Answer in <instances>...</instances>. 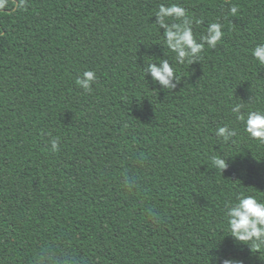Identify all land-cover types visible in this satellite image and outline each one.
Segmentation results:
<instances>
[{
    "label": "trees",
    "instance_id": "16d2710c",
    "mask_svg": "<svg viewBox=\"0 0 264 264\" xmlns=\"http://www.w3.org/2000/svg\"><path fill=\"white\" fill-rule=\"evenodd\" d=\"M178 4L204 50L177 63L157 12ZM0 11V264H264L227 205L264 201V0H29ZM236 6L232 14L229 9ZM219 21L214 48L201 36ZM190 51V49H188ZM167 59L165 88L145 72ZM86 69L90 93L76 84ZM237 135L217 137L219 126ZM59 143L53 151L52 143ZM225 159L218 171L212 157Z\"/></svg>",
    "mask_w": 264,
    "mask_h": 264
},
{
    "label": "clouds",
    "instance_id": "9594fccd",
    "mask_svg": "<svg viewBox=\"0 0 264 264\" xmlns=\"http://www.w3.org/2000/svg\"><path fill=\"white\" fill-rule=\"evenodd\" d=\"M15 10L22 12L28 8L29 0H14ZM10 10L9 0H0V11ZM229 11L236 14L238 9L232 6ZM185 16V9L178 4H172L168 7L161 5L157 12V17L161 28H164V42L168 48L176 54L177 63H184L187 59L191 63L197 54L204 50L203 44H198L194 38L191 27H187L189 22L185 21L184 25L173 24L169 27L164 23V17L181 18ZM223 25L219 21L210 23L207 31L209 35L201 36L200 39L206 41L208 46L214 48L224 35L221 31ZM190 49V51H188ZM252 57L264 65V44L257 45L251 50ZM158 67L155 63H149L145 72H150L154 81H158L165 88L174 87L170 83L174 76V69L170 66L167 59L159 61ZM97 80V74L94 70H84L76 79L77 86L86 93L93 90V84ZM241 105L232 106L231 112L234 114L237 121H242L244 131L250 138L264 143V109L255 108L241 111ZM215 135L223 138L224 141H229L237 135V131L225 124L219 126ZM53 151L59 150V143L53 141ZM213 164L218 171H224L228 168L225 159L220 156L212 157ZM226 223L228 231L239 241L250 242L256 249L264 247V201L258 200L253 195H245L239 193L235 199L227 205ZM223 264H238L233 259H223Z\"/></svg>",
    "mask_w": 264,
    "mask_h": 264
}]
</instances>
